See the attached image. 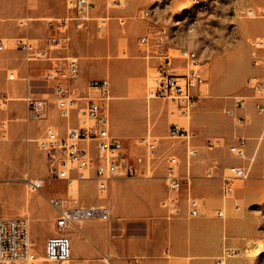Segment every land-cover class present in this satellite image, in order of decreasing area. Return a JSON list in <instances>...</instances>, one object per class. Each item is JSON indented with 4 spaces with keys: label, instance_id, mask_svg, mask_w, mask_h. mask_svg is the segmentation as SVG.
I'll return each mask as SVG.
<instances>
[{
    "label": "rangeland",
    "instance_id": "374dc122",
    "mask_svg": "<svg viewBox=\"0 0 264 264\" xmlns=\"http://www.w3.org/2000/svg\"><path fill=\"white\" fill-rule=\"evenodd\" d=\"M115 1H119L120 6H115ZM238 7L254 8L258 14L254 19L240 17L232 10ZM145 10L151 12V19L139 18L140 12ZM106 15L110 17L107 30L96 34L92 22L86 29L77 28L75 21L60 26V20L67 16L65 0H0V40L6 46V50L0 52V121L7 124L6 129L0 131V170L4 172L0 176V217H27L36 257L41 259L39 263L36 259V264H51L42 260L44 241L57 235L53 227L54 213L47 199L58 198L71 204L90 206L108 194V190L99 192L92 179L73 182L68 187L65 181L51 178L43 154L33 141L27 142L43 134L46 120H28L21 79L29 73L33 92L37 96L49 95L51 90L43 83L48 63H26L22 53L14 47L15 39L23 38L38 44L53 58L77 59L87 80L108 79L110 120L113 118L112 103L127 99V87L143 88L140 100L144 106L139 105L132 111L135 122L142 123L149 108L150 121L155 123L158 132L166 119L165 106L168 104L162 100H150L147 105L146 95L153 85L155 71L154 65L145 61L144 50L138 42L153 27V20H158L173 49L172 55L178 54L174 49L182 47L198 56L200 71L207 84L200 90L194 111H204L203 123L208 125L213 121L230 130L233 136L239 135L238 130L254 124L259 129V136L247 141L252 142L254 148L251 155L246 152L244 159H236L228 153V147L233 143L220 141L219 148L207 150V141L214 138L200 141L197 146L193 144L195 138L191 140L198 156L190 160V176L191 181L221 184L222 174L228 166L237 164L249 169L246 179L235 182L234 199L239 210L234 209L232 202H226L224 207L222 255L225 264H264V135L253 112L251 93L245 88L247 80L256 73L250 65L248 43L264 36V0H97L94 16ZM116 18H124L125 25L120 27ZM240 52L243 53L241 58ZM9 74H14L16 80L9 81ZM14 84L16 89L11 88ZM236 100H244L246 108L236 112L246 119L241 126L235 125L224 114L225 110L233 108ZM201 103H204L203 107ZM192 115L193 112L189 119H180L177 123L198 135ZM169 120L173 122L171 118ZM159 136L158 161L154 163L156 170L165 168L164 159L168 152H172L184 174L185 143L169 140L166 133ZM126 147L132 154L145 153L143 148L136 149L127 144ZM219 154L223 155V160L232 158L236 162H221ZM156 170H147L145 178L156 177ZM30 181H41L42 185L32 191ZM192 190H195L193 186ZM27 196L37 206L28 205ZM159 197L160 194L155 199ZM216 209L218 207L213 211ZM134 229L136 234L140 233L139 222ZM70 264H92V261L82 263L75 260Z\"/></svg>",
    "mask_w": 264,
    "mask_h": 264
},
{
    "label": "built area",
    "instance_id": "2783aa9c",
    "mask_svg": "<svg viewBox=\"0 0 264 264\" xmlns=\"http://www.w3.org/2000/svg\"><path fill=\"white\" fill-rule=\"evenodd\" d=\"M97 0H65L67 16L60 20V26L68 22H77V28L86 29L87 24L93 23L96 34H102L109 26L110 17H95ZM212 1V0H209ZM115 1V6H120ZM234 14L247 19L256 18L258 11L254 8H233ZM140 19H151L150 11L140 12ZM120 27L125 25L124 18H116ZM153 27L148 33L139 38V46L144 50V59L154 65L155 76L153 85L146 95L147 105L150 100H162L172 106L168 116L173 122L169 123L166 138L185 143V172L179 170L177 157L168 152L164 159L166 165L165 187L166 196L160 201V208L167 218H173L181 212L182 193L186 187L185 206L190 219L200 218L202 203L190 192V160L198 155V150L190 142L196 134L178 125L180 119H189L196 107L201 88L207 84L200 71L198 56L186 48L173 50L164 27L158 20H153ZM249 60L255 75L250 77L245 88L251 93L253 112L261 123L264 134V36L249 41ZM14 47L23 55L26 63L45 62L43 83L51 93L37 96L33 92V80L28 73L21 79L24 93L22 100L26 106L28 120L39 122L50 117L53 108L57 117L65 123L64 132L52 126H47L41 137L27 142L35 144L46 163L47 173L51 178L65 181L69 186L73 182L94 180L99 192H106L113 178H133L137 176L141 166L146 171H153L154 163L158 161V148L161 139L152 134L153 124L147 114L146 135L137 143L145 150L140 155H128L126 148L119 138L111 132L109 115L110 84L108 79L89 80L83 87L78 85L80 64L75 58H53L47 50L23 38L14 41ZM6 50L0 40V52ZM177 62H180L179 65ZM182 70V71H180ZM9 81H15L16 76L9 74ZM50 96V97H48ZM245 111L244 100H236L230 110L224 114L231 118L235 125L246 123L237 111ZM7 127L5 121H0V131ZM247 139L235 136V143L228 147V153L236 159H244ZM219 140H209L207 150L221 146ZM222 174L220 186L221 207L215 211V217L225 221L224 207L226 202H232L235 210L239 205L234 199L235 182L248 177L249 169L233 164ZM210 177V174H207ZM41 181H30L32 191L41 187ZM54 218L53 227L57 235L47 238L43 245L42 260L51 264H70L72 261V244L70 233L79 230L85 222L109 223L112 212L106 205L71 204L58 198L47 199ZM34 244L30 238V221L27 217H0V264H36ZM214 264H225V256L215 260Z\"/></svg>",
    "mask_w": 264,
    "mask_h": 264
},
{
    "label": "crops",
    "instance_id": "0c3cea01",
    "mask_svg": "<svg viewBox=\"0 0 264 264\" xmlns=\"http://www.w3.org/2000/svg\"><path fill=\"white\" fill-rule=\"evenodd\" d=\"M179 63L177 62L178 65ZM88 81L82 75L80 68L78 85L83 87ZM13 87L16 89V84L11 86ZM143 94V88L136 89L134 86H129L125 89L127 99L112 103L111 132L122 140L130 156L137 154H132L126 144L136 149L141 148L137 143L146 135L147 114L151 117L148 108L144 121L139 124L135 122L132 111L139 105L144 106L140 100ZM203 106L204 103H201V107ZM168 110L169 105H166V119L160 131L156 132L155 123H152L154 136L160 138L159 135L167 133L170 123ZM203 114L202 109L193 110V127L198 129L193 144L197 146V143L208 138L227 144L235 143V135L233 136L227 128L219 127L213 121L205 125L202 121ZM44 122L45 128L52 126L60 132L65 130V123L57 117L53 108L50 110L49 119ZM207 128L209 130H206ZM237 134L246 137L248 141L259 136V129L254 124L238 130ZM246 143V152L251 155L254 144ZM219 157L221 162L228 160L236 162L232 158L223 160L221 154ZM153 170H156L155 165ZM156 171V177L145 178L146 168L143 165L139 168L137 176L133 178H113L110 181L106 198L97 201L95 205L109 206L112 212L111 220L109 223L85 222L79 230L74 229L70 233L73 258L70 263L75 260L88 263L91 260L92 264H214L215 260L222 256V236L225 226L224 221L215 217L214 213L217 209L213 211L221 207L220 190H218L221 184L212 181H191L190 176V192L201 201L202 215L196 219L187 216L186 194H183V209L179 215L169 219L160 208V201L166 196L164 180L166 165L165 168ZM192 186L195 190H192ZM183 192H186V187ZM159 194L160 197L156 200L155 196ZM161 196L163 198L160 200ZM32 206L37 205L32 204ZM138 222L141 229L140 233L136 234L134 228L138 226ZM78 238L81 240L77 241Z\"/></svg>",
    "mask_w": 264,
    "mask_h": 264
},
{
    "label": "bare ground",
    "instance_id": "6f19581e",
    "mask_svg": "<svg viewBox=\"0 0 264 264\" xmlns=\"http://www.w3.org/2000/svg\"><path fill=\"white\" fill-rule=\"evenodd\" d=\"M194 56H197L195 52H194ZM242 56H243V53L240 52V53H239V57L241 58ZM3 173H4V172L0 170V176H2ZM25 201H26V203H27L28 205H31V206H32V198H31V197L27 196V198L25 199ZM40 261H41V259H37V262H38V263H39Z\"/></svg>",
    "mask_w": 264,
    "mask_h": 264
}]
</instances>
